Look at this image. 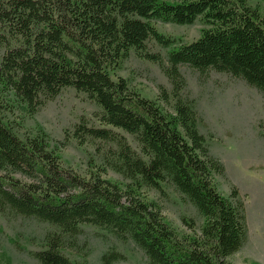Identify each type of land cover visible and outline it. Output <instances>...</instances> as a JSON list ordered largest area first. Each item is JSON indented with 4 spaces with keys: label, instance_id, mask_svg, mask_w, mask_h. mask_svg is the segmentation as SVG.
Instances as JSON below:
<instances>
[{
    "label": "trees",
    "instance_id": "1",
    "mask_svg": "<svg viewBox=\"0 0 264 264\" xmlns=\"http://www.w3.org/2000/svg\"><path fill=\"white\" fill-rule=\"evenodd\" d=\"M197 20L206 25L199 38L180 44L155 25ZM149 40L174 46L171 80L188 65L227 72L264 93V18L247 0H0V212L60 229L46 249L32 253L41 264H72L62 237L77 234L81 224L131 240L148 264H231L247 241L244 201L237 189L219 191L216 177L225 168L193 109L178 98L166 112L111 76L132 50L155 59L146 51ZM65 88L101 108V126L78 123L74 138L103 143L129 183L107 179L98 167L80 175L63 164L61 146L43 129L22 140L5 122L17 110L33 116ZM117 130L135 136L140 150ZM163 182L193 204L200 226L188 219L174 226L148 197L144 188L161 190ZM123 259L117 252L102 257L104 264Z\"/></svg>",
    "mask_w": 264,
    "mask_h": 264
},
{
    "label": "rangeland",
    "instance_id": "2",
    "mask_svg": "<svg viewBox=\"0 0 264 264\" xmlns=\"http://www.w3.org/2000/svg\"><path fill=\"white\" fill-rule=\"evenodd\" d=\"M247 1L264 18V0ZM155 25L176 44L199 38L206 28L202 20L191 25L159 21ZM146 46L147 53L155 59L132 50L111 71L112 78H124L131 90L158 103L166 112L174 111L178 98L193 109L199 132L205 137L211 154L225 168L224 175L216 177L219 191L228 196L237 189L245 205L248 238L230 259L231 264H264V93L227 72L200 71L188 65H180V76L171 80L168 53L174 46L164 48L154 40H149ZM100 112L101 108L86 94L65 88L33 116L17 110L6 115L5 122L22 140L43 129L53 146H61L59 154L63 164L78 174L86 175L95 167L103 168L107 179L127 184L130 180L112 167L114 162L103 143L80 144L74 138L78 123L101 126ZM117 131L134 149L140 150L135 136ZM144 191L162 207L174 226L183 227V219L201 225L203 220L197 209L171 183L163 182L161 190L144 188ZM59 235L62 233L56 225L0 212V264H41L32 253L46 249L48 239ZM61 250L72 264H104L102 257L111 252L124 257L112 264H148L147 257L131 240L89 224H81L75 235L64 234Z\"/></svg>",
    "mask_w": 264,
    "mask_h": 264
}]
</instances>
